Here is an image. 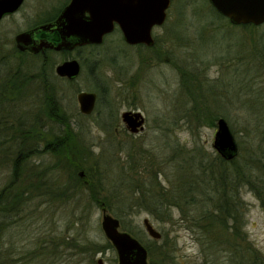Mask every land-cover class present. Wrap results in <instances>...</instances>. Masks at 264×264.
Masks as SVG:
<instances>
[{"label":"rangeland","instance_id":"1","mask_svg":"<svg viewBox=\"0 0 264 264\" xmlns=\"http://www.w3.org/2000/svg\"><path fill=\"white\" fill-rule=\"evenodd\" d=\"M36 2L26 1L29 7ZM20 16L0 23V94L10 71L21 67V75L29 79L22 81L27 87L17 97V104L11 108L1 104L5 105L2 111L13 109L11 115H5L7 119L15 125V116H28L43 108L41 100L51 88L85 148V152L83 148V153L79 152L83 163L98 160V171L117 176L122 167H128L126 162L133 152L139 160L133 171L135 183L153 189L156 171L165 189H175L173 198L179 197L178 192L181 201L189 195L196 197V203L181 202L182 211L170 201L172 194L168 195L165 202L170 206L171 218L164 221L145 210H133L125 216L122 223L126 230L121 226V231L131 230L134 233H128L145 247H154V259L149 255V264H249V259L254 260L248 250L245 255L235 254L234 246L243 247L244 243L232 229L218 222L216 227L210 226V231H204L207 221H200L196 213L202 211L201 201L214 185L204 167L221 165L212 146L216 124L211 125L210 119L227 121L239 147L238 163H244L264 137V126H259L264 119V24L258 30L232 25L214 11L208 0H171L164 25L153 29L155 48L127 45L116 30L102 45L66 56L78 59L82 66L81 74L68 81L58 78L48 65L42 66L39 57L12 56L14 35L33 23L30 17L20 20ZM51 56L54 66L66 58L62 54ZM41 69L48 79L44 82L39 76ZM80 91L97 93L92 115L79 112ZM10 94H14L13 89ZM129 110L140 111L146 120L144 130L133 136L124 130L121 119L122 113ZM39 119L46 128L40 127L39 133L46 130L53 136L58 134L57 124L43 115ZM86 148L92 155L86 153ZM15 151L0 155V189L10 177ZM58 154L42 153L31 161L44 167L65 162ZM153 158L155 164H148ZM203 170L206 177L202 176ZM52 171L49 178L66 181L68 168ZM125 178L130 181L128 175ZM127 186H122L123 197L128 195ZM79 192L81 195L71 200L34 196L20 208L3 236L11 264H99V260L118 264L114 247H105L95 255L83 250L92 243L105 246L108 240L101 228L103 209L92 205L86 192ZM240 192L244 205L239 211L241 231L264 259V209L248 185ZM132 195L143 196L139 188ZM127 204L122 199L117 202L123 210ZM185 209L190 210L188 216L196 215L199 226H193L195 222L185 217ZM145 218L161 233L160 240L147 234Z\"/></svg>","mask_w":264,"mask_h":264},{"label":"trees","instance_id":"2","mask_svg":"<svg viewBox=\"0 0 264 264\" xmlns=\"http://www.w3.org/2000/svg\"><path fill=\"white\" fill-rule=\"evenodd\" d=\"M214 11L218 14L215 9ZM241 26L254 30H258L260 27L254 25ZM21 71L23 69L19 67L14 72L10 71L7 74V82L5 81L7 84L6 88L0 94V155L5 154V151L10 152L11 150H16L14 158L11 161L10 177L0 189V264L12 263L9 253L5 251L7 248L4 247L3 236L9 228L8 225L10 223L13 224V218L18 216L20 208L24 207L27 201H30L34 196H50L51 200L55 201L64 200V198L71 200L80 196L81 193L79 191L83 190L87 193L86 195L92 205L106 209L118 217L121 226L125 230L126 226L122 222L125 216H129L133 210H145L156 215V218L162 221H164L163 218H171L168 209L170 206L167 205L165 200H167V196L172 194V191L175 189L172 191L165 189L158 179V172L156 171H153L152 176L151 184L153 189H151V185L146 186L135 183L133 179L135 173L133 171L139 164V160L136 159V153L132 152L129 155L126 162L128 167H122V173H119L117 176H106L104 172L98 171L97 166L98 164L100 165L98 160L83 163L81 154L83 151L85 152V148L82 147L83 144L78 139L76 131L72 128L66 113L63 111L59 98L53 97L54 92L51 88L50 90L46 89V97H43L41 100L43 101V108L40 107L38 111L28 113V116L23 115V117L19 118L15 116V125L10 119H7L9 116L6 117L5 115H11L13 109L9 111L7 108V111H2L5 105L1 107V104L6 103L9 105V108L17 104L19 102L17 101V97L12 96L15 94L16 89H18V78L22 79L23 82H28L29 80L28 76L24 78L21 75ZM44 74L45 70L41 69L39 76L42 78V82L46 80ZM22 85L24 84L22 83ZM24 86L27 87L26 85ZM12 89L14 94H10ZM41 115L47 118L46 120L57 124L58 134L53 136L47 133L46 130L43 133L38 132L40 127L46 129L39 119ZM210 120L211 125L215 126L217 121L215 117ZM261 125L264 126V119L259 123V126ZM262 134H264V129ZM40 142L44 144L43 147H40ZM132 145L139 152L136 149L137 147L134 144ZM82 148L84 149L83 151H81ZM46 152L52 155L59 153L58 156L61 154L60 157L65 162H62L59 157V161L62 163L57 162L52 166L44 167L41 164L36 165L31 161L33 157ZM88 152L90 150L86 148V153ZM217 160L221 164L218 168H216L214 163L211 165L207 164L208 166L206 165L207 167H204V169L208 168L205 169L206 172H210L208 178L212 179L211 181L214 184L212 186V192L214 193L211 196L212 192L210 191L211 193L204 197L203 201H201L203 204V206L201 205L202 211L199 212L197 210L196 214L199 216L200 221H207V224L203 225L204 231H210V226L216 227L214 224L218 222L222 223L226 229H232L233 233L240 237L244 243L242 245L243 247L240 245L234 246L235 254L245 255V250H248L247 252L255 257L254 260H248L250 262L249 264H264V259L260 258V253L254 249L252 244L246 239L245 233L241 231L243 220L239 213L240 207H244L240 189L245 185H248L250 190L254 192L260 201L261 207L264 209V137H262L261 144L257 150L249 154L244 163H238V156L231 161H226L218 156ZM248 161L253 163V165ZM150 163L155 164L154 158L148 161V164ZM60 167L69 169L67 179L62 183L55 181L59 177L55 178L54 176L52 177L53 179L49 178V175L53 174L52 170L55 171ZM255 170L258 173H254ZM81 171L84 172L83 176L79 175ZM205 171L202 173L203 177L207 176ZM126 175H128V180L130 181H127L125 178ZM47 178L48 180L46 181ZM124 183L128 185V195H124L123 197L122 186ZM186 183L187 181L184 178L183 189H185ZM192 184L193 182L189 186H192ZM132 188L133 191L139 188L143 196L134 198ZM179 189H181V185ZM162 191L168 193H162ZM190 191L191 189L189 187L188 192ZM176 195L179 197L173 198L172 194L170 201L172 200V203L182 211L184 209L181 202H185V205L197 202L195 196H186V199L181 201V193V196L179 192ZM121 199L124 203H128V207L124 208V210L119 209L117 206V202ZM189 212L190 210L185 209V217L189 221L195 222L196 225L193 226H199L198 219L195 218L196 215L190 217L188 216L190 214ZM230 221L232 223H229ZM127 231L132 234L134 233L131 230ZM107 242L105 246H98L92 243L89 247H83V250L95 255L105 247H113L109 241ZM147 249L150 258L154 259V247L148 246Z\"/></svg>","mask_w":264,"mask_h":264},{"label":"water","instance_id":"3","mask_svg":"<svg viewBox=\"0 0 264 264\" xmlns=\"http://www.w3.org/2000/svg\"><path fill=\"white\" fill-rule=\"evenodd\" d=\"M23 0H0V19L8 12H14ZM212 7L232 25L264 24V0H208ZM171 0H72L60 16L61 41L57 45L48 41L35 43V30L23 32L16 37L21 50L38 53L43 47L56 50L72 48L76 45L100 44L103 37L111 33L117 25L126 43L152 46V29L162 25L167 16ZM88 13V16L86 14ZM51 24L40 26L39 30H49ZM59 76L75 78L80 72L77 60L66 61L56 67ZM80 113L91 115L96 107L97 94L82 91L77 96ZM122 121L132 134L144 129V116L140 111H125ZM217 154L226 161L233 160L239 152L235 137L224 118L216 121V132L212 144ZM83 176V173H80ZM143 225L150 237L160 240L162 235L149 219ZM101 228L105 237L115 248L118 264H148L147 248L134 236L121 231L120 220L103 209ZM99 264H103L99 260Z\"/></svg>","mask_w":264,"mask_h":264},{"label":"flooded vegetation","instance_id":"4","mask_svg":"<svg viewBox=\"0 0 264 264\" xmlns=\"http://www.w3.org/2000/svg\"><path fill=\"white\" fill-rule=\"evenodd\" d=\"M26 1L27 0H23L22 3L20 4V6L14 12L6 13L0 19V23H1L4 20L15 19L17 16L21 15L20 16V20L21 19L22 20H25V19L27 20L30 17V20L33 22L32 24H30L28 26V28L26 27L25 30L21 29L20 31H17L16 34L14 35L13 47H12L14 54H12V56L14 55V57H17V58H21L23 56H28V55L31 56V57H39V58L42 59V66L48 65L51 69H53L55 71V74L60 79H66L68 81H73L81 74L82 66H81V63L79 62V60L75 59V58H70L69 59V58L66 57L70 53H72V52L81 53L82 51L84 52V50L87 49V48L91 49V48H95L97 46H100V45H102L104 43L106 37L109 36L110 34H112L116 30H118L120 32V34L122 35V38H123V34H122L121 30L116 25L114 30L111 33H108V34H106L103 37V41L100 44L76 45V46H73L72 48H63V49H60V50H56V49L51 48V47H43L38 53H33V52L29 51V50H21L18 47V45H17L16 37L19 34L23 33V32H27V31H31V30H35V33L33 35V39H34L33 41L35 43H39V42L44 40V41H48L50 44L57 45L61 41L60 26L57 24V21L59 20V18L62 15L63 11L70 4V2L72 0H37V2L35 4L31 5V7L27 6ZM23 11H25V14H23ZM86 16H88V13L86 14ZM166 19H167V16H166ZM166 19H165V21H166ZM165 21H164V23H165ZM164 23L162 25H164ZM45 24H51L53 26H51L50 29L46 30V31L37 29L40 26L45 25ZM162 25L154 26L153 29H155L157 27H161ZM153 29H152V36H153ZM153 39H154V44L152 46H147L146 44H143V43L131 45V44L126 43L124 38H123L124 42L127 45H130V46H143V47H146V48H155L156 39L154 37H153ZM52 54H62L66 58H64L63 61H61L60 63H58L57 65L54 66V60L52 59L54 57L51 56ZM74 59L77 60L79 62V64H80V72H79L78 76H76L75 78H71V79L68 78V77L59 76L57 74V72H56V67L58 65L64 63V62H66V61H70V60H74ZM20 65L22 66L23 63L22 64L20 63ZM44 75H46V73ZM45 79L48 80L47 77ZM18 83H19L18 89H16V92H15L17 95L14 94L12 97H18L19 95H22V93L25 92V86L22 85V79L19 80ZM80 92H82V91H80ZM78 94H77V96H78ZM97 102H98V95H97ZM96 105H97V103H96ZM129 111H134V110H129ZM82 115H84V114H82ZM84 116H89V115H84ZM145 121L146 120H145V117H144V123H143L144 128H145ZM122 123L124 124V130L127 132V134L130 133L131 136L136 135V134H132L127 129L126 124L123 121H122ZM142 131H140L139 133H141ZM139 133H137V134H139ZM147 251H148V249H147ZM148 256H149V252H148ZM98 263H99V261H98ZM148 264H149V257H148Z\"/></svg>","mask_w":264,"mask_h":264}]
</instances>
